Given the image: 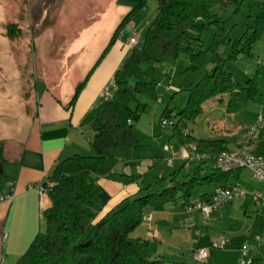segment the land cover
<instances>
[{
    "label": "rangeland",
    "instance_id": "374dc122",
    "mask_svg": "<svg viewBox=\"0 0 264 264\" xmlns=\"http://www.w3.org/2000/svg\"><path fill=\"white\" fill-rule=\"evenodd\" d=\"M150 3L155 6L151 22L156 15L157 3L154 0ZM113 5L114 0H0V31L6 29L2 27L3 23L4 27L8 24L14 25V34H6L11 39L10 56L8 53L0 61L6 65L5 78L8 88V92L4 94L0 85V102L6 111H10V115H35L38 106L35 90L37 87L40 90L44 82L51 81L49 85L55 86V92L61 101L66 102L69 99L74 90L72 83L76 75L71 78L65 69L74 59L66 55L67 48L80 32L96 34L86 54L92 53L94 44L100 45L107 35L109 38L125 15L120 13L119 7L115 8ZM230 9H213V12L218 11L225 29L223 42L217 52L224 60L225 66L229 67L235 82L242 84L248 78L255 80V98L235 113L229 114L226 112L229 95L224 93L212 96L203 103L200 116L188 123L187 131L200 138L225 139L230 152H235L239 146L248 142L245 135L247 127L257 124L259 117L264 115V35L255 40L250 48V55L242 54L236 59L229 58L228 42L233 41L253 23V20L246 16L250 14L248 4L244 6L241 14L235 15ZM103 10L106 19L101 24H95ZM57 11L60 13L59 23H55ZM148 23H144L142 30L136 29L139 32L135 33L140 35V39L134 49L142 45L147 26L145 24ZM212 40L213 31L204 30L200 48L205 52L207 61L203 67L192 69L191 59L184 51L179 52L178 57L161 63L141 65L146 77L155 81L158 97L140 95L145 110L135 121L139 142L132 148L114 150L113 153L118 158L133 160L132 172L139 179V183H144V187L154 183L159 172L163 177H167L182 162L177 160L174 167L167 166V161L179 152L180 146L172 135V126H163L160 122L174 119L166 117L165 108L170 110L171 115H178L186 103L188 86L201 80L213 68L214 62L210 59L212 52L209 50ZM0 47L3 48V45ZM86 58L81 57L77 66L84 69ZM84 132L85 136H92L93 133L89 126L85 127ZM257 143L258 148L251 152L264 161V133ZM79 152L94 154L88 141ZM146 158H153V165L146 167L143 173H137L139 162ZM200 162L201 159L195 158L193 164ZM203 167L204 173L210 171L209 162H204ZM122 169L124 166L120 165L117 172H123ZM117 178L125 183L132 181L131 177L123 174ZM228 178L230 183L237 185L244 192L212 209L208 215L200 208L188 210L181 206L180 202L176 207L181 210V215L170 216L163 212L145 214L141 223L129 234V240H148L143 249L144 256L162 260L163 264H235L237 261L240 264L242 247L253 249L257 245L254 237L264 234V205L257 203L254 197V193L262 189L264 184L256 178L250 168L244 166L231 170ZM157 186L154 184L151 189L154 190ZM215 186L212 182L195 186L189 204L200 201L201 195L208 194ZM172 205L169 207H173ZM44 226L43 223L42 230ZM215 241H224V244L221 247L211 246ZM200 248H207V258L202 262L192 258L191 250Z\"/></svg>",
    "mask_w": 264,
    "mask_h": 264
},
{
    "label": "trees",
    "instance_id": "16d2710c",
    "mask_svg": "<svg viewBox=\"0 0 264 264\" xmlns=\"http://www.w3.org/2000/svg\"><path fill=\"white\" fill-rule=\"evenodd\" d=\"M147 1L142 0L122 18L99 60L118 38L131 14ZM154 1L157 12L144 32L142 45L133 49L115 70L110 94L102 96L81 119V125L89 126L93 131L89 145L94 154L75 153L53 164L44 182L50 200L49 206L42 211L44 229L38 231L16 264H163L162 260L144 256L143 249L148 240L138 238L132 242L128 238L141 223L146 210H162L166 204L179 200L187 206L193 188L207 182H216L219 188L233 186L228 183L230 171L213 166L209 174H203L198 165L180 174L177 170L158 178L103 213L105 205L99 199L96 180L108 175L117 163L114 150H125L138 144L135 121L145 110L140 95L158 97L156 83L146 77L141 67L143 63H161L184 51L191 59L192 69L203 67L207 59L200 48L201 34L204 30L213 31L209 47L213 68L201 80L188 86L186 103L178 115H171L167 108L164 113L174 118L169 121L178 144H194L215 156L230 152L227 141L196 137L186 131L188 123L200 116L203 103L212 96L227 93L226 112L233 114L254 100L257 91L253 78L242 84L235 82L217 52L225 29L218 11L213 12V9L231 8L237 15L243 12L246 4L249 5L250 14L246 16L253 23L227 46L228 57L236 59L242 54L250 55L255 40L264 35V0ZM12 26H6L9 36L14 34ZM85 80L77 86L69 106L74 104ZM262 133L264 129L259 137ZM2 149L0 141V158ZM154 184L159 187L152 190Z\"/></svg>",
    "mask_w": 264,
    "mask_h": 264
},
{
    "label": "crops",
    "instance_id": "0c3cea01",
    "mask_svg": "<svg viewBox=\"0 0 264 264\" xmlns=\"http://www.w3.org/2000/svg\"><path fill=\"white\" fill-rule=\"evenodd\" d=\"M141 1L114 0L113 6L115 8L119 7L120 13L123 12L126 15ZM150 1L153 0L145 2L131 14L128 23L121 30L118 38L100 60L99 58L109 43L115 28L110 37L107 38V35L100 45H93L91 54H86L85 52L95 40L96 34L90 35V32H80L70 42L66 55L74 59L73 63L67 65L65 69H67L71 78L76 75V79L74 78L72 83L74 90L66 102L58 98L55 86L49 85L51 81L48 83L44 82L40 86V90L37 89L38 87L35 90V98L38 103L35 115H10V111H6V108L0 102V141L3 144L2 158H0V195L8 192L13 195L8 201H0V264H16L18 258L27 250L38 231L42 230L44 223L42 211L49 206L50 200L45 195L41 204L38 191L34 188L30 189L29 185L43 184L55 162L72 154L81 153L79 151L84 149L85 142L88 141L89 143L91 136H85L84 129L86 125H81V119L90 108L100 101L102 96L110 94L109 88L112 85L115 70L122 60L135 48L140 39V35L135 33V31H138L136 29L142 30L144 23L148 21L149 23L145 24L147 28L152 15L155 13V6ZM59 15L60 13L57 11V21L55 23H59ZM99 15V20H97L99 22L96 21L95 24H101L106 19L105 10ZM2 27L6 28L4 23ZM5 31L6 29L0 31V46L3 45V48L0 47V61L6 57V54L11 49V39L6 35ZM132 38L136 40L135 43L130 42ZM86 55H88L87 58ZM81 57L86 58L84 60V69L81 66H77ZM82 71L86 72L78 74L82 73ZM5 72L6 65L0 62V85L4 94L8 92ZM81 77L83 78L80 79ZM83 80H85L84 86L80 90L74 104L69 106L70 99L77 86ZM166 117L169 116L166 115ZM190 133L193 134L192 132ZM230 133H234V131H230ZM178 145L180 146L179 152L175 153L174 157L167 161V166L172 168L177 160L182 162L172 173L179 170L180 174L199 165L203 174H209L211 169L214 168L213 158L215 154L204 151L194 144ZM242 147L239 146L237 150ZM257 148L258 143L256 146L251 147L249 152L252 153L251 151ZM193 153L200 154V163L193 164L194 159L197 158ZM116 158L117 163L112 171L108 175L99 176L96 180V184L100 189L99 199L105 205L103 213L121 199L136 194L140 188L144 187V183H139V179L132 172L133 160ZM153 162V158L141 160L137 166V173H143L146 167L153 165ZM204 162H209L211 166L208 173H204ZM120 165L124 166L121 173L117 172ZM121 174L131 177L132 181L128 183L122 182L117 178ZM160 177H163L161 172L158 173L157 179ZM212 183L216 186L208 194H202L201 200L208 199L219 188V184L216 182ZM228 183L234 185L230 183L229 178ZM190 200L191 198L189 202ZM178 202L168 203L162 210L148 209L146 214L152 215L153 212H163L164 214H170V216L173 214L181 215V210L176 207ZM257 203L259 202L257 201ZM170 204H173V207H169ZM180 205L183 206L181 202ZM183 207L187 208V206ZM255 237L254 240H256ZM249 250L248 256L254 257L252 264H264V257H262L264 255V244L257 241V245ZM191 251L193 258L195 250ZM235 264H239V262L237 261Z\"/></svg>",
    "mask_w": 264,
    "mask_h": 264
},
{
    "label": "built area",
    "instance_id": "2783aa9c",
    "mask_svg": "<svg viewBox=\"0 0 264 264\" xmlns=\"http://www.w3.org/2000/svg\"><path fill=\"white\" fill-rule=\"evenodd\" d=\"M131 43H135V39L130 40ZM171 122H166V120H162L161 124L163 126L169 125ZM264 129V117L260 116L257 124H252L250 127H247L245 134L248 136V142L244 145L240 150L235 152H223L213 158L214 167L221 171H231L233 169L239 167H248L253 171V174L256 178L264 184V161H262L260 156L254 155L249 152L251 147L256 146L257 141L259 139V134L261 130ZM194 156L200 158V154L193 153ZM29 188L36 189L39 193L41 204L43 202V196L47 195V187L43 183L41 185H29ZM244 191L240 189L237 185H233L230 187H222L219 188L215 193H213L208 199L192 202L187 205V209L200 208V210L208 215L209 212L217 208L218 206L230 201L234 196L242 194ZM12 193L8 192L0 195V201H8L12 198ZM254 197L256 200L264 204V187L262 189L257 190L254 193ZM255 239L264 244V235H258ZM224 244V241L221 243L215 241L212 242L211 246L213 247H221ZM242 255L243 257L240 260V264H252L254 262V257H249L248 252L250 251L247 246L242 247ZM247 256V258H246ZM264 257V255H262ZM193 258L196 261L202 262L207 258V248L197 249Z\"/></svg>",
    "mask_w": 264,
    "mask_h": 264
}]
</instances>
